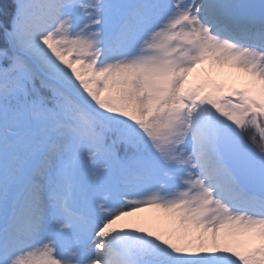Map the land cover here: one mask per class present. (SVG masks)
<instances>
[{"label":"snow or ice","instance_id":"obj_1","mask_svg":"<svg viewBox=\"0 0 264 264\" xmlns=\"http://www.w3.org/2000/svg\"><path fill=\"white\" fill-rule=\"evenodd\" d=\"M0 264H264V0H0Z\"/></svg>","mask_w":264,"mask_h":264},{"label":"rangeland","instance_id":"obj_2","mask_svg":"<svg viewBox=\"0 0 264 264\" xmlns=\"http://www.w3.org/2000/svg\"><path fill=\"white\" fill-rule=\"evenodd\" d=\"M232 71V70H231ZM234 72V71H233ZM236 73V72H235ZM238 76H240L239 73H236ZM224 77H217V79H223ZM230 78V77H229ZM189 79H192V77L190 76ZM229 82H235L237 84H239L240 82L238 81H235V80H232L230 78ZM162 213H159L158 211L156 210H144V211H141L139 213H136L134 214L133 217H129V218H126V219H145V220H152V221H155L157 218L159 217H162ZM161 223H163V221H161Z\"/></svg>","mask_w":264,"mask_h":264},{"label":"trees","instance_id":"obj_3","mask_svg":"<svg viewBox=\"0 0 264 264\" xmlns=\"http://www.w3.org/2000/svg\"><path fill=\"white\" fill-rule=\"evenodd\" d=\"M225 74L230 77L232 80H235V81H238V82H241L240 80V76H238L235 72L231 71V70H228V69H225L224 70Z\"/></svg>","mask_w":264,"mask_h":264}]
</instances>
